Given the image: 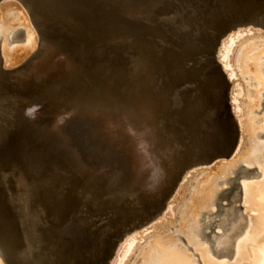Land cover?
I'll use <instances>...</instances> for the list:
<instances>
[{"label": "water", "instance_id": "water-1", "mask_svg": "<svg viewBox=\"0 0 264 264\" xmlns=\"http://www.w3.org/2000/svg\"><path fill=\"white\" fill-rule=\"evenodd\" d=\"M19 1L42 48L0 69L1 256L6 264H112L126 238L163 213L191 166L234 153L240 131L218 51L232 30L264 28V0ZM118 103L133 116L150 105L170 149L201 141L142 198L124 193L126 159L95 134L92 114ZM60 108L75 111L54 126ZM99 166L116 171L119 184L108 185ZM216 224L210 240L223 233Z\"/></svg>", "mask_w": 264, "mask_h": 264}, {"label": "rangeland", "instance_id": "rangeland-1", "mask_svg": "<svg viewBox=\"0 0 264 264\" xmlns=\"http://www.w3.org/2000/svg\"><path fill=\"white\" fill-rule=\"evenodd\" d=\"M5 1L7 0H4V2ZM8 5L5 7L6 9L1 10L5 14H2L3 12H1L0 18H2V16L4 15L5 16L3 17L4 19L2 18L0 19V21H4V22L6 21L5 23L7 25L5 26V28L9 26L7 27L8 29L6 28L7 33L9 32L10 28L11 29L12 28L14 29L24 28L25 32L22 33V36H21L22 41L20 42V44L23 47H27V38L29 35L28 29L32 28L34 30V33L37 36V39H39V34H38L37 29L34 27V24L31 19V15L29 14L28 9L25 8L23 3H21V1L19 0H13V2L9 3ZM249 33H255V35L253 36L247 35L246 37L241 38L243 35L249 34ZM236 36H239L240 39L238 40V42L237 41L235 42L236 45H234L233 52L230 55L231 57L230 62H231L232 70L233 72H235V77L237 79L236 78L234 79L228 76L227 78L231 81V88H230L231 91H230V100H229L231 104V109L234 110V108H237L236 119L239 124V131H240L239 133H240V138H241V144L239 146V149H236L230 157L217 158L210 163H202V164L190 167L185 173V175L183 176V178L181 179L183 182L180 181L175 193L171 197L169 201V203L171 202L169 208L167 210L165 209L163 213L159 215V217L152 220L147 225L135 230L136 232L133 231L126 238L127 241L133 238V240L137 241V244L135 245L134 250L132 251L131 255L127 258L124 264H147L149 262H156V264H163L164 261H165L164 264H166L167 262L166 260H164L165 257L169 259L172 257H176L180 254L188 255V257L190 256L189 257L190 264H211L210 262H212L213 264H251L250 261L248 260L249 258H251L252 252H253V258H252L253 261L258 260V255H262L264 253L262 252V250L264 251V216H263L264 210L259 209V208L255 209L253 207V199L247 198L245 190H244V186H243L244 184L247 185L248 187H251L252 185H254L255 188H257L258 190L259 189L264 190V151L262 152V155L252 159L251 158L252 147H249L255 142V140L253 143L251 142L253 140L251 139L252 137L250 136H252L256 131L262 130L263 128L262 127L263 123H260V122L264 119V88H262L263 89L262 90L259 87V84H258L259 77L257 78L256 76L264 77V58L263 60L262 59L259 60L257 59V57L253 58L254 56L253 57L251 56H252V52L254 53L257 50L260 51L261 49L259 48H263L264 50V46H263L264 45V28L260 26H253L252 24L241 26L239 28L232 30L226 36L224 40L227 41L230 38L235 39ZM222 45L218 51V60L221 63L222 61L220 58L222 56L221 54ZM27 52L24 53V57H23L24 59L21 62L19 61L16 66L24 62L32 53V51L29 53ZM241 54H244V57H242L243 55ZM242 60L244 62H242ZM253 66H257L259 70L254 71ZM240 87H242V91L240 90ZM234 94H237V100L239 101L237 102V106H234L233 104H235V102L231 100ZM254 97L256 98V102L254 100ZM250 119L253 121H250ZM249 121L250 123H252L251 125L248 124ZM256 139L258 141H264L263 136L257 137ZM242 162L244 165H247L252 168L257 166L261 174H258L257 170H253L249 172L247 176H243L239 178V182H241L242 187L241 188L237 187L235 189V192L232 198L233 199L238 198V200L234 204L243 205L244 208L241 209L239 213L242 214L243 212H245L247 216L246 218L241 217L243 226L241 227V229H239L238 234L231 237L232 244L228 251L229 255L217 256L213 254V248L211 246L212 242L209 240L201 241V235L197 234L198 228L191 226L192 223L195 224L202 217L207 218V219H215V220L219 219V216L217 215H213V216L210 215L211 212L214 210V208H217V206L210 205L209 202H206V203L204 202V204L202 202L203 205L199 203L202 201L201 198H203L201 197L203 195L202 193L203 190L202 191L200 190L204 188L205 186L207 187L210 185L211 188H213L212 189L213 192H211L212 191L211 190L210 193L212 197H215L219 193L218 192L219 190L229 187L228 183L221 184L220 181L223 178L235 176L234 172H232L233 166L231 165L232 164L237 165ZM198 192L200 193L201 198L198 197L199 196ZM205 192L206 191H204V196L206 197L207 195H209L208 194L209 191H207L208 193H205ZM195 198H196V201H198V203L196 202L195 209H194V208H191L190 206L194 202ZM248 199L251 201H249ZM226 202H227V199H224L223 203H226ZM202 211H207V214L203 216ZM195 212L196 213L198 212L197 213L198 215ZM257 213L260 216L263 213L261 216L262 218L259 215H257ZM250 222H253L252 223L253 226L251 229H249ZM216 230L222 231V227L217 226ZM248 230H250V232H248ZM247 233L249 234V236L244 240L242 244L237 245V250H236V243L240 242L246 236ZM179 236L184 237L186 239V242L180 239ZM125 242L126 241H124L122 244L124 245ZM162 244L163 245L165 244L164 246H166V248L169 250L167 251L165 247L163 248ZM123 245H121L122 248L121 247L119 248L116 254V257L114 258L112 262L113 264H116L118 257L122 254V251L124 249ZM175 246H177L176 247L177 249L176 248L174 249ZM188 246H192V248L189 249ZM160 248L162 250H159ZM238 249L240 252L238 251ZM175 250H177L178 252H175ZM247 250L248 251L250 250V251L247 253ZM165 251H167L169 254L167 252L163 253ZM171 251H173L174 253ZM162 255L165 257L162 258L163 257ZM247 255H249V257H247ZM145 259L147 261H145ZM0 264H5L4 259L1 256V253H0ZM173 264H179V262L178 263L174 262Z\"/></svg>", "mask_w": 264, "mask_h": 264}, {"label": "bare ground", "instance_id": "bare-ground-1", "mask_svg": "<svg viewBox=\"0 0 264 264\" xmlns=\"http://www.w3.org/2000/svg\"><path fill=\"white\" fill-rule=\"evenodd\" d=\"M2 9H6V8L4 7ZM1 10H0V16H1V12H3ZM2 14H5V13L3 12ZM4 16H2V18ZM2 18H0V19H2ZM8 21H10V20H8ZM32 22H33V20H32ZM248 25H250V24H248ZM7 27H9V26H7ZM34 27L37 29L35 24H34ZM37 31H38V29H37ZM28 33H29V35L27 38V46H29V50L27 53L32 51L31 55H33L40 48H42V40H41L39 31H38L39 39H37V36L34 33V30L32 28L28 29ZM245 35H243L241 38H243ZM249 35H251V34L249 33ZM239 39H240V37L236 36L235 39L230 38L227 41L224 40V42H222L223 45L221 44L222 45V53H221L222 56L220 59H221L222 64H223L222 69L225 73L226 72L228 73V75L226 73V77L228 76V77H231L234 79L236 77H235V72H233V70H232V66H231V62H230V58H231L230 55L233 52L234 45H236L235 42L236 41L238 42ZM259 49H261V50L260 51L257 50L254 53L252 52L251 57L254 56L253 58L257 57V59L263 60L264 50H263V48H259ZM241 55H243L242 57H244V54H241ZM23 57H24V54H23ZM23 57H22V60L24 59ZM243 60H244V58H243ZM243 60H242V62H244ZM252 61H253V59H252ZM24 62H22L18 66L12 65L9 67H10V69H16V68L20 67ZM253 67H254V69H253L254 71L259 70L257 66H253ZM253 73H255V72H253ZM256 77L257 78L259 77L258 78L259 87L261 89L264 88V77L263 76H256ZM240 90L242 91V87H240ZM231 100L233 102H235V104H233V105L237 106V102H239L237 100V94H234V96ZM254 100L256 102L255 97H254ZM230 109H231V107H230ZM103 110H105V112H107L106 115H103L102 113H93L92 114L93 116L96 117V119H97L96 125L98 126V129L100 130V131L96 130L97 132L95 134L98 136L99 139H101V141H106L108 143H114L115 147H117V149H120L122 154L124 155L126 162H127V166H128L127 173L129 175V177H128L129 181L127 182L129 187L128 188L125 187V189H124L125 194L132 192V194H135L139 198H142L143 195H145L147 193L154 192V191H156V189L161 190V188L166 185V181H167L168 177L171 176V174L173 173L172 166L178 167L181 162H185L187 159L191 160L197 154L196 151L198 150L199 144L201 143V141L195 140L192 137L187 140L186 145H184V146H178L177 145V146H174L173 148L170 149V148H168L169 146L165 145L164 141L162 140V132L164 129L160 128V126L158 124L157 116H156L154 110L151 108L150 105H146L145 107H143L142 114H139L138 116H133L134 109L132 107L126 105V104H123V103L113 104V106H104ZM74 111L75 110H72V109L67 110L64 108L55 109L53 112V125L58 126V125L65 123L69 118H72V114H74ZM231 112L233 113L234 118L236 119L237 108H234V110L231 109ZM236 121H237V119H236ZM250 121H253V120L250 119ZM250 121L248 122L249 125L252 124V123H250ZM260 123H263L262 124L263 126L261 125L263 128L260 131H264V119ZM237 124H238V121H237ZM238 127H239V124H238ZM251 132H252V130H251ZM164 133L165 132H163V135H164ZM253 133H251V134H253ZM257 135H258V131H256L252 136H250V137H252L251 139L253 140L251 142L253 143L254 140H255V142H254V144L251 143L252 145H250V146L248 145L249 147H252V149H251L252 150V155H251L252 159L262 155V152L264 151V141H258L256 139ZM99 139H98V141H99ZM240 144H241V138L239 139V142L236 146V149H239ZM172 150H175L177 153H179L180 157H173V154L171 153ZM178 159L180 161H178ZM203 163H210V162H203ZM199 164H202V163H197L193 166H196ZM193 166H191V167H193ZM231 166H233L232 172H234L235 176L227 178L228 179L227 183L229 184V187L227 189L219 190L218 191L219 193L215 197H212V195L210 193V191L213 189V188H211L210 185L207 187L205 186L206 188L203 186L205 189L202 188L200 190V191L203 190L202 196L198 192V194H199L198 197L204 198V199L201 198L202 201L199 203L202 204V202H203V204H204V202L205 203L209 202L210 205L217 206V208H214V210L211 212L210 215H212V216L217 215V216H219V219L215 220V219H207V218L202 217L195 224L192 223V225H191L195 228H198L197 234L201 235V241L202 240H209L212 242L211 246L213 248V254H215V255H217V253H221L222 255H229L228 251H229L230 246L232 244L231 237L238 234L239 229H241V227L243 226V222L241 220V217H243V216L239 212L237 213V210L234 208V206L232 204V200H234V199L232 197H233L234 192H235V187H234L235 180L238 177L240 178V177L247 176V175H245L246 173H244L243 166H245V165L243 164V162L239 163L237 165L232 164ZM109 169L110 168H108V167L105 168L104 166H99L98 172L99 173L101 172V176H104V179L108 185H110V186L115 185L116 186L119 184L120 176L118 173H116V171H114V170L110 171ZM118 169H122V168L120 167ZM260 174H261V172H260ZM219 178H220V176H219ZM243 186H244V190H245L247 198L253 199V207L255 209L259 208V209L264 210V190H261V189L258 190L257 188H255L254 185H252L254 187H252V186L248 187L245 184ZM256 186H257V184H256ZM204 191H206L205 193H208L207 191H209V193H208L209 195H207L208 198H207V196L206 197L204 196ZM211 192H213V190ZM114 198L117 199L116 196ZM224 199H227L226 203H223ZM249 201H251V200H249ZM196 202L198 203V201H196V198H195L194 202L191 204L190 207L195 209ZM244 202H245V200H244ZM170 204H171V202L168 203V205L166 206V208H165L166 210L169 208ZM202 212H203V216H205V214H207V211H202ZM258 213H257V215H259ZM262 214H261V216H262ZM259 216H258V218H259ZM260 221H262V220H260ZM214 222H217L214 229L216 230V227L220 226V227H222V231H219V232H223V233L221 236H218L217 238L210 240V238L207 236V232H209L211 230V225ZM252 223L253 222H250L249 229L252 228V226H253ZM260 224H261V222H260ZM258 230H259V228H258ZM248 232H250V230H248ZM248 236H249V234L247 233L246 236L240 242L236 243V250H237V245L242 244ZM179 237H180V239H182L181 238L182 236H179ZM202 237H204V238H202ZM125 241L126 242L124 243V245L122 244L124 249L122 251V254L118 257L116 264H124L125 261L127 260V258L131 255L132 251L134 250L135 245L137 244V241L133 240V238L129 239L128 241L127 240H125ZM175 241H173V242H175ZM164 245L162 244L163 248L165 247V249L168 251L169 249H167L166 246H164ZM120 247L122 248V246H120ZM176 247L177 246H175L174 249ZM191 248H192V246H191ZM191 248L189 247V249H191ZM239 249H241V248H239ZM239 249H238V251H239ZM159 250H162V249L160 248ZM167 251H165L163 253H166ZM249 251L247 250V253ZM171 252H173V251H171ZM175 252H178V251L175 250ZM262 252H264V251L262 250ZM184 253H186V252H184ZM222 255H220V256H222ZM164 257L165 256H163L162 258H164ZM189 257H188V255L180 254L176 257H172L169 259L167 257H165L164 260H166V262H167L166 264H173L174 262H177V263L179 262V264H181V263L182 264H190L189 263ZM247 257H249V255H247ZM252 258H253V252L251 253V258H249V260L248 259L247 260L250 261L251 264H264V253L262 255H258V260L253 261ZM145 261H147V260L145 259ZM164 263H165V261H164ZM210 263L213 264L212 262H210ZM5 264H6V262H5ZM147 264H156V262H149Z\"/></svg>", "mask_w": 264, "mask_h": 264}, {"label": "flooded vegetation", "instance_id": "flooded-vegetation-1", "mask_svg": "<svg viewBox=\"0 0 264 264\" xmlns=\"http://www.w3.org/2000/svg\"><path fill=\"white\" fill-rule=\"evenodd\" d=\"M11 2H13V0H7L5 2L4 0H0V10L6 7ZM5 26L6 23L4 21L3 22L0 21V69H10L9 66L12 65L16 66L18 62L22 60L23 54L29 50V46L23 47L20 44V42L22 41L21 38L22 33L25 32L24 28H17V29L12 28L7 33ZM250 34H251L250 36L255 35V33L253 34L250 33ZM247 35L249 34H246L244 37H246ZM262 136L264 137V131H258L257 137H262ZM227 182H228L227 178H224L220 181L221 184Z\"/></svg>", "mask_w": 264, "mask_h": 264}]
</instances>
